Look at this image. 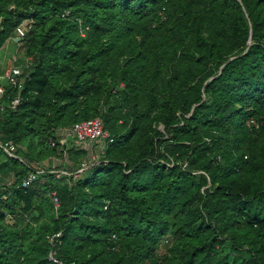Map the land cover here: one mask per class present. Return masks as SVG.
<instances>
[{
	"label": "trees",
	"instance_id": "16d2710c",
	"mask_svg": "<svg viewBox=\"0 0 264 264\" xmlns=\"http://www.w3.org/2000/svg\"><path fill=\"white\" fill-rule=\"evenodd\" d=\"M23 20L0 264H264V0H0V47ZM93 116L107 136L79 169L58 130Z\"/></svg>",
	"mask_w": 264,
	"mask_h": 264
},
{
	"label": "built area",
	"instance_id": "2783aa9c",
	"mask_svg": "<svg viewBox=\"0 0 264 264\" xmlns=\"http://www.w3.org/2000/svg\"><path fill=\"white\" fill-rule=\"evenodd\" d=\"M24 34V26L22 24H18L14 28V37H20ZM26 61L24 66H27V62H29V58L24 59ZM23 67L18 64H13L3 70L1 77L5 79L10 85L16 86L17 91L14 95L10 96L7 102H3L1 100L4 92V88L2 84H0V110L4 107V105L8 106L9 108H14L20 101L21 95L19 94V88L21 87V72L23 71ZM60 135L63 138H70L73 139L77 144H79L83 148H87V143L97 142L100 147H102L103 138L107 136L106 132L101 127V121L97 116L81 119L72 122L69 126H65L60 128ZM110 140V138H109ZM52 144V141H51ZM0 147L9 155L13 154V150L15 145L8 141H0ZM63 156L65 152L63 151ZM87 164L85 162H81V168L86 167ZM41 170H30L20 179L19 184L21 186H27L32 179L35 177L36 172ZM56 175L59 173H64L63 170H53ZM50 199L54 207L58 205V198L54 191L50 192ZM7 217L9 216L6 213ZM59 235L60 231H55L48 234L47 239L51 246H55L59 243ZM47 259L52 260L56 264H73L72 261H64L54 255V250L51 248L47 253Z\"/></svg>",
	"mask_w": 264,
	"mask_h": 264
},
{
	"label": "rangeland",
	"instance_id": "374dc122",
	"mask_svg": "<svg viewBox=\"0 0 264 264\" xmlns=\"http://www.w3.org/2000/svg\"><path fill=\"white\" fill-rule=\"evenodd\" d=\"M21 23L23 26H26L27 21L23 20ZM25 58L28 57L23 56L22 47L17 42V40L13 39V41H11V39H8L7 41H5L0 47V83L3 81V78L1 77L3 70L13 64L20 65ZM157 128L159 130H162V126L160 124L157 125ZM58 133L60 134V129L58 130ZM86 145L87 159H84L82 162H87L89 160L94 159L96 150L99 149L100 151L101 148L97 142L87 143ZM31 162L33 165H35L34 167H36L37 169L52 168L53 170H62L64 163L70 164V158H67L65 155L58 156L55 153H47L44 158L32 160ZM9 179H11L10 175L4 178V181H7Z\"/></svg>",
	"mask_w": 264,
	"mask_h": 264
},
{
	"label": "water",
	"instance_id": "95a60500",
	"mask_svg": "<svg viewBox=\"0 0 264 264\" xmlns=\"http://www.w3.org/2000/svg\"><path fill=\"white\" fill-rule=\"evenodd\" d=\"M14 40H18V37H13Z\"/></svg>",
	"mask_w": 264,
	"mask_h": 264
}]
</instances>
